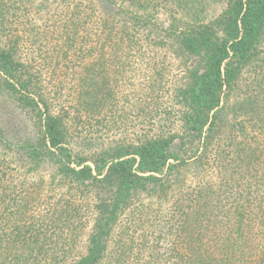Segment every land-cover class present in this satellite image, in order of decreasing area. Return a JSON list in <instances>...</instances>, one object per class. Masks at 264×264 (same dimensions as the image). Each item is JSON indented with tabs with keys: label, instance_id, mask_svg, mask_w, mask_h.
Wrapping results in <instances>:
<instances>
[{
	"label": "trees",
	"instance_id": "1",
	"mask_svg": "<svg viewBox=\"0 0 264 264\" xmlns=\"http://www.w3.org/2000/svg\"><path fill=\"white\" fill-rule=\"evenodd\" d=\"M168 1L22 0L21 14L0 13V93L38 128L15 151L22 164L0 157V264H264V0L174 32L154 18ZM169 42L190 63L167 87ZM159 120L175 132L131 150L68 143Z\"/></svg>",
	"mask_w": 264,
	"mask_h": 264
},
{
	"label": "rangeland",
	"instance_id": "2",
	"mask_svg": "<svg viewBox=\"0 0 264 264\" xmlns=\"http://www.w3.org/2000/svg\"><path fill=\"white\" fill-rule=\"evenodd\" d=\"M231 1L232 0H169L166 3L165 9L161 10V12L155 13L154 18L158 17L160 23L159 26L161 28L171 30L172 32L178 31V29H182L188 24L197 27L201 24L213 22L223 13L224 9L228 7ZM1 3L3 4L1 12L5 11V15H3L6 17L12 14L22 13V0H3ZM50 6L51 5H48V8ZM139 6V4L135 5L134 8L143 12L144 9ZM33 13L34 12H31V14ZM29 21L31 26H34L36 29L38 27L42 28V24L45 22L35 14L30 16ZM19 27L18 36L20 37H16V45L20 46L22 54V24H19ZM0 32H2L1 29ZM167 45H169V47L160 50L164 53L160 54V56H163L167 60L165 63L166 80L164 82L165 86L168 87L170 86V81L181 77L183 73L182 70H185L187 64L190 62L185 63L187 57L183 49L173 46L171 42ZM37 47L38 45L31 44V42L27 41V45L24 49L33 50ZM153 48L154 51L159 50L158 47ZM174 48H176L177 51H173ZM262 48L264 50V45H262ZM259 59L258 62H260ZM234 99L235 97L232 98V103L239 101V98L237 100ZM239 104L240 103L236 105ZM19 108L17 102L13 98H10L7 94L0 93V157H3L2 151L7 150L5 153L7 156L6 158L12 162L13 167L22 164L23 160V157L21 158L15 153L18 145L25 142L28 137H30L31 140H35V142L37 141V137L35 136L38 128L35 119L30 118V116H25L24 113L21 112L22 109L20 108V110ZM120 122L119 119V125ZM135 125H131L128 128L125 126H118V128H114L113 136L99 139L84 138V134L87 133L86 131L84 134L81 133L82 135L68 133L71 138L68 143L76 154L87 156L92 153L97 154L102 150H112L117 146H124L128 149L134 148V146L141 143L140 140H143L144 135H151L152 132L156 130H162V133L165 134L164 136H168L167 134L175 132L171 130L169 123L165 120H159L156 126L148 122L138 124L137 126ZM91 135L95 136L94 133H91ZM47 178L48 176H45L44 179ZM92 225L93 223L88 225L85 229L82 237L83 241L87 239Z\"/></svg>",
	"mask_w": 264,
	"mask_h": 264
}]
</instances>
